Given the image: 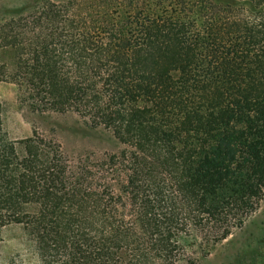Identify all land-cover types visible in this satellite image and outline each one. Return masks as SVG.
Instances as JSON below:
<instances>
[{
	"label": "trees",
	"instance_id": "16d2710c",
	"mask_svg": "<svg viewBox=\"0 0 264 264\" xmlns=\"http://www.w3.org/2000/svg\"><path fill=\"white\" fill-rule=\"evenodd\" d=\"M75 1L0 18V86L122 147L73 161L36 130L10 140L0 100V226L35 264H195L191 244L264 199V0H196L190 26L156 0L148 23L167 33H125L140 0L124 18L121 0Z\"/></svg>",
	"mask_w": 264,
	"mask_h": 264
},
{
	"label": "rangeland",
	"instance_id": "374dc122",
	"mask_svg": "<svg viewBox=\"0 0 264 264\" xmlns=\"http://www.w3.org/2000/svg\"><path fill=\"white\" fill-rule=\"evenodd\" d=\"M44 0H3L0 6V18L12 19L21 16ZM62 3L67 0H51ZM72 1V0H71ZM100 0H94L99 9ZM121 0L122 18L130 15L126 3ZM137 1V0H135ZM196 0H161L163 19H180L186 25H193L194 12L200 8L207 9L208 4L196 3ZM76 4L88 7L90 1L77 0ZM143 3L139 13L131 12L136 17L133 27L126 28L125 33H167V28L149 25L148 12L157 9L156 0H140ZM153 10V11H154ZM162 10V9H161ZM157 11V10H155ZM145 29V30H144ZM3 126L10 140H19L32 135L36 130L44 138L60 144L63 153L73 161L79 157L94 154L116 152L120 143L113 134L103 128H93L75 114L46 113L36 114L22 109L17 101L14 85L4 83L0 86ZM22 230L19 226H0V264H35L32 257L22 251ZM193 243L190 241V244ZM198 239L188 247L184 258L195 264H264V199L259 208L249 216L241 228H235L223 241L209 246H199Z\"/></svg>",
	"mask_w": 264,
	"mask_h": 264
}]
</instances>
